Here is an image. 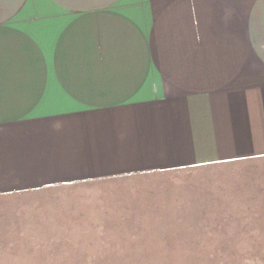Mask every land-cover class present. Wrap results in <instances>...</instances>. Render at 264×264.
I'll return each mask as SVG.
<instances>
[{"label":"crops","instance_id":"obj_1","mask_svg":"<svg viewBox=\"0 0 264 264\" xmlns=\"http://www.w3.org/2000/svg\"><path fill=\"white\" fill-rule=\"evenodd\" d=\"M264 156V0H0V196Z\"/></svg>","mask_w":264,"mask_h":264},{"label":"rangeland","instance_id":"obj_2","mask_svg":"<svg viewBox=\"0 0 264 264\" xmlns=\"http://www.w3.org/2000/svg\"><path fill=\"white\" fill-rule=\"evenodd\" d=\"M0 264H264V156L0 196Z\"/></svg>","mask_w":264,"mask_h":264}]
</instances>
